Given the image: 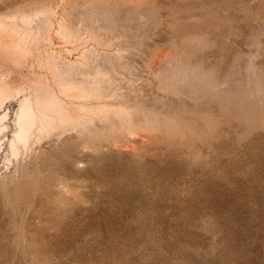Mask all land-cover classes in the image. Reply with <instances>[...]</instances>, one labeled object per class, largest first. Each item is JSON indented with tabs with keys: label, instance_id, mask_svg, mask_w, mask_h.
<instances>
[{
	"label": "rangeland",
	"instance_id": "374dc122",
	"mask_svg": "<svg viewBox=\"0 0 264 264\" xmlns=\"http://www.w3.org/2000/svg\"><path fill=\"white\" fill-rule=\"evenodd\" d=\"M45 7L131 46L114 84L133 113L0 152V264H264V0H0V16Z\"/></svg>",
	"mask_w": 264,
	"mask_h": 264
},
{
	"label": "bare ground",
	"instance_id": "6f19581e",
	"mask_svg": "<svg viewBox=\"0 0 264 264\" xmlns=\"http://www.w3.org/2000/svg\"><path fill=\"white\" fill-rule=\"evenodd\" d=\"M56 14L53 7H45L0 16V152L8 149L14 158L32 152L44 139L54 140L71 132L93 128L98 130L99 125L116 120L123 122L133 113L121 87L114 84L131 46L111 37L110 28L104 30L99 26L88 29L90 36L88 34L89 39L85 41L81 21L75 23L69 16L60 19ZM21 29L49 36L54 33L75 44L81 42L79 55L72 57L71 51L64 55L52 47L38 53L21 37L5 42Z\"/></svg>",
	"mask_w": 264,
	"mask_h": 264
}]
</instances>
